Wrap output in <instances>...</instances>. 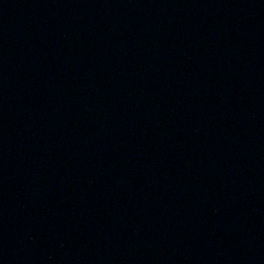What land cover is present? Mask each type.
Wrapping results in <instances>:
<instances>
[{
    "label": "water",
    "instance_id": "obj_1",
    "mask_svg": "<svg viewBox=\"0 0 264 264\" xmlns=\"http://www.w3.org/2000/svg\"><path fill=\"white\" fill-rule=\"evenodd\" d=\"M0 264H264V0H0Z\"/></svg>",
    "mask_w": 264,
    "mask_h": 264
}]
</instances>
